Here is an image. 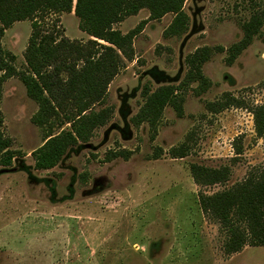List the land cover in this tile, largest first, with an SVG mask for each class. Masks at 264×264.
I'll return each mask as SVG.
<instances>
[{
  "label": "rangeland",
  "instance_id": "374dc122",
  "mask_svg": "<svg viewBox=\"0 0 264 264\" xmlns=\"http://www.w3.org/2000/svg\"><path fill=\"white\" fill-rule=\"evenodd\" d=\"M183 11L179 34L166 35L174 15L150 20L147 9L114 26L138 32L134 59H124L93 108L110 118L51 170H37L32 154L48 135L69 130L75 111L68 103L49 123H36L40 107L19 76L31 23L6 31L2 47L16 56L17 75L3 84L2 131L17 156L0 166V264H264V247L227 255L226 234L199 204L200 193L231 188L264 165L252 113L264 104V0H186ZM254 17L262 21L258 33L229 61ZM79 23L65 13L57 30L86 43ZM204 50L203 84L189 80L188 59ZM163 87L175 89L182 115L168 105L154 128L140 114L147 95ZM182 147L185 158L172 155ZM238 147L242 155L232 162ZM191 165L229 167L230 181L198 186Z\"/></svg>",
  "mask_w": 264,
  "mask_h": 264
},
{
  "label": "trees",
  "instance_id": "16d2710c",
  "mask_svg": "<svg viewBox=\"0 0 264 264\" xmlns=\"http://www.w3.org/2000/svg\"><path fill=\"white\" fill-rule=\"evenodd\" d=\"M185 2L186 0H0V166H12L17 156L10 149L12 142L2 131L3 84L17 75L13 65L16 56L2 47V40L8 29L19 22L31 23L32 32L24 55L27 69L19 76L29 97L40 107L36 123H49L52 117L59 116L68 103L75 111L74 116L67 121L71 128L59 135H48L45 144L32 154L37 170H51L60 163L69 148L79 142H88L93 130L105 125L110 118L107 110L95 112L93 108L102 104L107 97L109 85L123 68L124 59H134L133 41L138 32L134 30L122 34L114 26L147 9L150 20H161L168 14L174 15V21L166 35L179 34L185 29L188 20L183 11ZM65 13H74L79 19L80 30L90 36L86 43L70 40L57 30L60 16ZM261 23L260 18L254 17L244 26V39L231 48L229 61L249 47ZM208 58L207 50L189 57L190 81L206 83L201 69ZM147 97L140 121L146 120L155 128L168 105L174 106L178 114L182 115L174 88L163 87ZM231 105L229 101L220 105L217 110L222 111ZM252 113L256 135L263 138L264 104L254 107ZM172 152V155L179 158L187 156L184 147ZM241 155L242 148L238 147L232 162H237ZM190 172L194 182L201 187L228 183L232 174L229 167L211 169L199 165H191ZM199 204L203 213L219 224L226 234L224 250L227 255L240 253L246 246L264 247V165L231 188L212 195L200 193Z\"/></svg>",
  "mask_w": 264,
  "mask_h": 264
},
{
  "label": "crops",
  "instance_id": "0c3cea01",
  "mask_svg": "<svg viewBox=\"0 0 264 264\" xmlns=\"http://www.w3.org/2000/svg\"><path fill=\"white\" fill-rule=\"evenodd\" d=\"M72 14H74V13H72ZM82 32V31H81ZM84 33V32H83ZM67 37V36H66Z\"/></svg>",
  "mask_w": 264,
  "mask_h": 264
}]
</instances>
